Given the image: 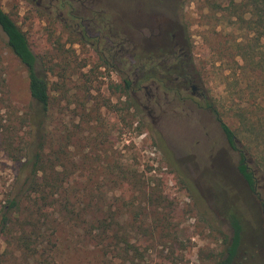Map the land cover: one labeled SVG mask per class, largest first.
Here are the masks:
<instances>
[{
	"label": "rangeland",
	"instance_id": "rangeland-1",
	"mask_svg": "<svg viewBox=\"0 0 264 264\" xmlns=\"http://www.w3.org/2000/svg\"><path fill=\"white\" fill-rule=\"evenodd\" d=\"M95 1L110 29L130 32L129 39L133 35V44L138 45L133 22L147 13L152 0ZM161 3L172 4V10L162 8L168 13L165 19L177 25L190 73L206 101L193 97L190 90L177 96L169 82L157 93L152 81L135 82L133 71L128 79L134 85L123 93L117 88H122L123 80L104 70L95 55L103 43L99 46L93 39L80 43L67 10L48 17L35 3L0 0L26 34L38 69L49 81L46 158L73 179L59 198L62 205L54 209L39 213L25 199L12 217L10 231L0 238V264H42L35 253L49 254L51 264H216L224 257L223 240L232 235L230 213L239 215L245 228L235 264H264V39H256L257 33H264V2L257 8L255 0ZM256 11L259 17L251 23L250 15ZM89 33L96 34L93 26ZM242 44L243 49H252L254 60H241ZM125 47L131 51L133 45ZM257 67L262 70L253 74ZM120 68L127 72L131 66ZM150 89L154 97L149 96ZM207 104L234 131L245 132L254 150L251 167L260 179L258 193L250 192L239 174L240 155L229 146ZM33 108L28 72L0 27L1 133L19 131L21 119ZM242 112L252 116L254 126L243 124ZM20 135L33 139L26 128ZM19 171L20 163L0 152V222L7 200L25 180L27 173ZM148 194L162 204L158 212L146 208ZM64 206L75 210L73 217L66 215ZM108 206L124 209L127 239L135 249L129 254L105 257L78 229ZM81 213L84 216L77 221ZM153 216L158 224L152 222L154 228L146 233L131 226L135 220L150 223ZM31 224L38 226L40 239L33 236ZM22 236L31 237V248L20 240Z\"/></svg>",
	"mask_w": 264,
	"mask_h": 264
},
{
	"label": "trees",
	"instance_id": "trees-1",
	"mask_svg": "<svg viewBox=\"0 0 264 264\" xmlns=\"http://www.w3.org/2000/svg\"><path fill=\"white\" fill-rule=\"evenodd\" d=\"M261 2H264V0H255V8H257V5ZM257 17H259V13L256 11L250 15L249 21L252 23V20ZM0 27L8 38V47L28 72L29 92L34 102L32 112H29L27 117L21 119V129H19V131L17 129H8L1 133L0 130V152H2L7 159L15 163H20L19 172L21 175L22 173H27L21 189L15 190L16 193H14L13 198H9L3 207L4 214L0 222L1 238L10 231L9 228L13 224L12 217L15 214L17 215L23 208L26 202L25 199L30 201L31 209L33 210V207H36V211L39 213L49 208L54 209L62 205V201L59 200V198L65 194L67 190L66 187L70 186L73 179L71 176H66L58 170L60 167L59 164H56L55 161L47 160L46 158L45 145L49 139L47 119L51 105L49 81L47 76L38 69L39 60L31 49L26 34L14 22L10 15L2 9L1 5ZM256 39L258 41L264 39V33H257ZM243 46L244 44L241 46L239 45V56H241V60L244 62L248 60V58L254 60L252 49H243ZM259 70L261 71L262 67L252 68V73L256 74ZM123 82L124 85L122 88H117L123 93H128L134 84L130 80H124ZM207 108L213 110L212 104H207ZM214 113L216 114L217 120L220 122L221 129L229 146L240 155L238 165L239 174L245 181L249 191L254 194L258 193L260 190V179L258 174L251 167L252 157L254 159V150L246 141V137H244L245 132L241 135L242 133L234 131L222 119L216 109ZM239 115H241L243 124L255 125V121H253L252 116L248 114V112H242ZM24 128H26V133L33 134V139L27 140L20 135ZM23 135L25 136V134ZM248 156H251V159H249ZM116 175L118 178L127 179L125 175ZM31 197L34 199H30ZM147 198L151 200L149 203L150 205L146 207L150 209V212H158V210L162 208V204L160 201H155L156 198H154L153 194H151V196L148 194ZM64 212L66 215L72 217L75 214V210H69L67 206H64ZM123 212L124 209L121 207H104L100 211V215L93 216L89 221H83L81 225L78 226V229L83 234L96 243L105 257L110 258L116 254L122 253L129 254L135 250L127 239L126 218ZM83 216L84 213L77 214V221L81 220ZM149 219L151 222L147 224L135 220L133 224L131 223V226L135 228L136 231L139 230L146 233L154 228L152 222L155 223V227L156 224H158L155 218ZM228 220L232 235L230 238L223 240L225 245L224 257L216 264H235L236 260L240 257L245 232L243 220L235 213H230ZM31 226L33 230L32 234L36 237L35 239H40L41 236L37 229L38 226L33 224H31ZM30 238L31 237L22 236L20 240L29 243L28 239ZM55 244L54 247H57V241ZM26 246L31 248V242ZM36 248H38V246ZM34 257H37L42 264H51L49 254L35 253Z\"/></svg>",
	"mask_w": 264,
	"mask_h": 264
},
{
	"label": "flooded vegetation",
	"instance_id": "flooded-vegetation-1",
	"mask_svg": "<svg viewBox=\"0 0 264 264\" xmlns=\"http://www.w3.org/2000/svg\"><path fill=\"white\" fill-rule=\"evenodd\" d=\"M26 1L35 3L38 9H44L48 17L60 15L67 10V18L75 22V28L79 30L80 43L92 39L99 46L103 43L104 47L95 48V55L99 56L104 70L110 69L111 74L116 73L121 80H129V73L133 71L135 82L152 81L157 93L169 82L177 96H183L190 90L193 97L206 101L205 93L201 92L195 76L190 73L189 57L179 37L177 25L171 19H165L168 13L162 8L172 10V4L163 6L162 0L149 1L147 13L139 14V19L133 22L136 28L134 33L139 40V44L134 45L135 38L132 35L129 39L130 32L110 29L107 15L95 9V0H47L46 5L45 0ZM166 1L171 3L174 0ZM136 5L141 6L140 3ZM91 26L96 30L94 36L89 33ZM126 43L133 45L131 51L125 47ZM127 64L131 68L124 72L120 67ZM144 88L149 91L147 86ZM150 90L152 93L148 92L149 96L154 97L153 89Z\"/></svg>",
	"mask_w": 264,
	"mask_h": 264
}]
</instances>
